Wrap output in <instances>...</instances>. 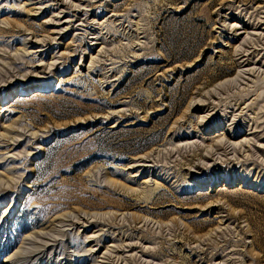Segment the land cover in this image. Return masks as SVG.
Here are the masks:
<instances>
[{
    "label": "rangeland",
    "instance_id": "374dc122",
    "mask_svg": "<svg viewBox=\"0 0 264 264\" xmlns=\"http://www.w3.org/2000/svg\"><path fill=\"white\" fill-rule=\"evenodd\" d=\"M0 264H264V0H0Z\"/></svg>",
    "mask_w": 264,
    "mask_h": 264
},
{
    "label": "bare ground",
    "instance_id": "6f19581e",
    "mask_svg": "<svg viewBox=\"0 0 264 264\" xmlns=\"http://www.w3.org/2000/svg\"><path fill=\"white\" fill-rule=\"evenodd\" d=\"M221 142H216V145L218 146ZM248 143V142H247ZM249 144V143H248ZM234 148L236 147L235 145L233 146ZM16 261V260H15Z\"/></svg>",
    "mask_w": 264,
    "mask_h": 264
}]
</instances>
